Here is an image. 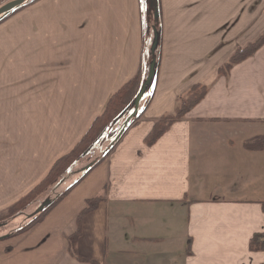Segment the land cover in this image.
<instances>
[{"label": "crops", "instance_id": "0c3cea01", "mask_svg": "<svg viewBox=\"0 0 264 264\" xmlns=\"http://www.w3.org/2000/svg\"><path fill=\"white\" fill-rule=\"evenodd\" d=\"M159 4L158 73L139 118L83 176L78 161L73 186L59 188L68 190L40 220L17 232L27 222L6 219L0 264L264 263L263 249H249L255 237L264 241V149L244 147L264 137V45L218 74L264 31L256 26L264 0ZM211 6L219 11L203 12ZM143 28L140 0H32L8 17L0 36V216L147 66ZM198 83L209 85L203 98L172 118L178 98ZM159 121L170 127L148 144Z\"/></svg>", "mask_w": 264, "mask_h": 264}, {"label": "trees", "instance_id": "16d2710c", "mask_svg": "<svg viewBox=\"0 0 264 264\" xmlns=\"http://www.w3.org/2000/svg\"><path fill=\"white\" fill-rule=\"evenodd\" d=\"M141 1H142L141 4L143 3L144 5L148 6L147 9L149 11H152L153 14H154V11H156L159 16L157 19H155L156 20L155 23L158 25V30L156 29L157 31L156 33L157 34V47L156 48L157 49L153 55V58L156 59L155 74L150 84L151 85L150 89L148 90L147 88L145 95L142 97L143 99L145 97L149 98L150 95L153 93L155 79L158 73V57H157L158 55L157 54H158V47L161 41V31H162L161 26L162 25H161V11H160L159 0H149V1L141 0ZM153 27L156 28L155 26ZM147 34L151 41L153 37L151 38L149 36V32ZM263 45H264V31L253 42H250L246 46L238 48L235 52H233V54L230 56L227 62L224 63L218 69V74H224L225 72L229 70L232 64L242 61L245 58L251 56ZM146 69L147 67H145L144 69H141L139 74L134 79L129 81L127 84H125L116 93H114L111 96V98L106 104V108L104 112L101 114V116L95 119V121L89 128L88 132L85 134V136L82 137V139L74 146V148L67 155L58 159L54 163L50 171L48 172L47 176L37 186H35L27 195L22 197L16 204H14V206L11 207L9 211H7V213L2 216V218L8 219L9 217H13L17 214L22 213L27 207H29L31 204L37 201L39 197L42 196L49 188H51L57 182L59 181L61 182L64 179L65 174L69 171V169L75 163H77L82 158V156L87 154L93 148L94 145L100 143L99 140L105 134H108L112 140H113V137L117 136V133L114 130L115 126H113L112 123L114 119L125 108L131 107L133 98L138 92L142 84V81L145 77ZM208 87L209 85L200 84V83L192 85L185 92L183 96L178 98L175 111L172 114V118L178 119V118L183 117L184 114L188 110H190L195 104H197L203 98V96L208 90ZM138 118H139V113L135 114L132 117V119L128 122V125H130L131 123H134ZM169 127H170L169 122H163V123H161L160 121L157 122L150 136L147 138V143L150 144L154 142L155 140H157L161 135H163L169 129ZM261 143H264V137H258L254 140H248L244 143V147L247 150L264 149V145H261ZM108 145L110 144L108 143ZM99 159L100 158L95 160L94 164L99 162ZM94 164L91 166H94ZM84 174H86V172H83L81 176H83ZM73 184L74 183H72V185H70L69 188H71ZM67 190L68 188L62 194H59L53 201L51 200L50 203L47 206H45L42 212H40L39 214H36V216H34L33 219L28 224H26L23 228H21L19 231L28 227L32 223L40 220L46 214V212L51 208V206H53V204L56 201H58L62 196L66 194ZM98 200H99V197L87 200V204L85 208L82 210V212L79 214V216L76 219L77 230L75 233L71 235L73 238H75L78 235V228L81 222V215L91 210L92 208H94ZM249 249L251 251H255L259 249L264 250V241L261 243L260 241L257 240V237H255L249 243Z\"/></svg>", "mask_w": 264, "mask_h": 264}, {"label": "rangeland", "instance_id": "374dc122", "mask_svg": "<svg viewBox=\"0 0 264 264\" xmlns=\"http://www.w3.org/2000/svg\"><path fill=\"white\" fill-rule=\"evenodd\" d=\"M10 0H0V6H2L3 4L7 3ZM30 1V0H29ZM28 1V2H29ZM27 2V3H28ZM141 0H140V5L142 8V14H143V29L145 32V35H148L147 33L149 32V36L152 38L153 37V26L156 27V29L158 30V25L155 23V16L152 13V11H149L147 8L148 6L144 5L143 3L141 4ZM219 7L220 6H211V7H207L204 9V13L207 14H211L212 12L217 13L219 11ZM259 8V6H257V9ZM23 9V5L19 8H17L15 11L17 12H21ZM147 9V10H146ZM198 7L194 8V11L198 10ZM261 8H259L257 10V23L256 26H258L261 23H264V8L262 9V11L260 12ZM15 11L11 12L9 15L7 14V16H4L3 18H0V36H3V31L2 30H6L7 29V21H8V17L14 13ZM147 11V12H146ZM260 12V14H259ZM149 39V38H148ZM153 38L151 39L150 42H148V49L150 50V46L152 43ZM6 59V58H5ZM210 59H215V55H212L210 57ZM150 89V87L148 88V90ZM122 120V118H121ZM120 120V121H121ZM120 121H117L113 124V126H115V131L117 132L119 130V126H120ZM119 123V125H118ZM113 130V129H112ZM116 139V136L113 137V140ZM110 136L108 134H105L100 140H99V145L95 146L92 148V150L90 151L89 154H85L84 156H82V158L79 160V162L82 164L81 168L86 166L87 164H90L91 162H93L96 158H98L99 156H101V154L104 152V148L106 146H108V143H110L111 141H113ZM80 164V165H81ZM80 165H78V162L75 163L70 169L69 171L65 174L64 179L60 182H57L53 189L51 191H48L44 196V200L43 201H47V200H51V198H54L57 194H59V188H65L67 185L68 180L70 181L68 184H72L74 182V179H72V176H75V174L73 172H77V170L80 169ZM78 174V173H76ZM65 184L64 187H62ZM32 190V189H31ZM30 190V191H31ZM29 208V207H28ZM17 215H21L20 217V221L23 223V219L25 217L24 213L23 214H17ZM2 216V215H1ZM0 216V229H3L6 218H2ZM10 219H8L7 221H9ZM9 224V223H8ZM7 224V225H8ZM10 225V224H9ZM19 224L15 225V228L18 226ZM3 231V230H1ZM6 231V229L4 230Z\"/></svg>", "mask_w": 264, "mask_h": 264}, {"label": "water", "instance_id": "95a60500", "mask_svg": "<svg viewBox=\"0 0 264 264\" xmlns=\"http://www.w3.org/2000/svg\"><path fill=\"white\" fill-rule=\"evenodd\" d=\"M27 0H10L7 3L3 4L2 6H0V18H3L4 16H6L7 14H9L11 11L21 7ZM149 1V0H146ZM154 16L155 19H157L158 13L156 11H154ZM153 29V40L150 46V50H149V55H150V61L147 64V69L145 72V77L142 81V84L138 90V92L136 93L135 97L133 98V101L131 103V107H127L125 108L113 121L112 125L119 121L121 118H123L125 116V114H129L128 117H126L122 127L120 128V131L116 137V139L111 143L113 144L117 138L123 133L125 127L127 126V123L129 121V119L134 116L137 111H138V105L142 99V97L144 96V94L146 93L147 88L150 87V84L154 78V74H155V66H156V59L153 58L154 52L156 51V47H157V31L156 28H151ZM132 110V111H131ZM131 112V113H130ZM91 166V164H89L87 167H85V169L89 168ZM49 204L48 201H43L39 207L35 210V213L41 212L45 206H47ZM6 237V236H4ZM3 238V237H0ZM264 264V263H263Z\"/></svg>", "mask_w": 264, "mask_h": 264}]
</instances>
